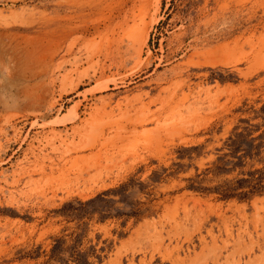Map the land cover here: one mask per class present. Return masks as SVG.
Instances as JSON below:
<instances>
[{"label": "rangeland", "instance_id": "1", "mask_svg": "<svg viewBox=\"0 0 264 264\" xmlns=\"http://www.w3.org/2000/svg\"><path fill=\"white\" fill-rule=\"evenodd\" d=\"M171 3L0 0V264H264V192L185 187L259 121L264 0Z\"/></svg>", "mask_w": 264, "mask_h": 264}, {"label": "trees", "instance_id": "2", "mask_svg": "<svg viewBox=\"0 0 264 264\" xmlns=\"http://www.w3.org/2000/svg\"><path fill=\"white\" fill-rule=\"evenodd\" d=\"M171 2L173 4V0ZM253 110L259 121L251 123L249 119L240 120L245 125L236 124L232 128L222 140V144L214 148L215 158L207 162L200 172H196L193 177L188 178L189 183L185 186L187 189L205 194L214 193L217 198L222 200L248 199L255 194L264 192V102L258 109ZM203 146L204 144L183 147L179 150V155H186L193 159V151L196 153L195 157H198L201 153L199 150ZM195 169L197 171L198 167L195 166ZM207 176L208 178H206ZM206 180L215 182V184L209 187L203 186L202 183ZM133 183V178H129L118 187V193L123 196ZM99 201H105L102 193L94 199L78 201L76 207L69 204L71 210H65V212L67 215L77 216L88 214L89 209L95 208V203ZM130 214L136 215L138 212L134 210ZM58 247L59 240L51 249L53 254ZM74 254L77 262L83 264L84 260H80L83 254L80 252Z\"/></svg>", "mask_w": 264, "mask_h": 264}]
</instances>
